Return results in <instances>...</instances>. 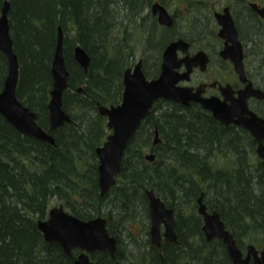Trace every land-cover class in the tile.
<instances>
[{
    "label": "trees",
    "instance_id": "trees-1",
    "mask_svg": "<svg viewBox=\"0 0 264 264\" xmlns=\"http://www.w3.org/2000/svg\"><path fill=\"white\" fill-rule=\"evenodd\" d=\"M154 1L163 5L169 2L11 0L10 34L19 62L16 93L19 100L37 113L38 124L53 135L55 144L18 132L0 114V264H73V256H67L58 243L45 241L36 225L37 219L46 216L53 198L80 218L106 216L107 228L117 238L116 256L111 258L105 251L94 252L91 257L95 264H115V261L118 264H161L160 251L150 243L147 228L143 229L146 237L141 243H137L138 237L133 238L130 251L124 254L119 248L118 232L123 229L122 225L128 220L131 224L133 218L136 221L135 216L139 214L141 221L148 219V188L174 209L175 230L179 231L181 220L195 228L191 231L196 238L179 231V244L162 245L165 264H231L221 240L207 241L203 236L201 217L196 212L200 194L208 209L220 214L240 248L245 243L264 246V234L260 232L264 230L261 162L258 160L254 168L246 163L242 148L247 145L250 150L247 157H251L254 150L242 130L223 126L209 111L198 106L187 113L179 111L178 104L173 102H168L164 108L154 106L126 147L116 185L105 196L99 194L95 147L109 130L105 118L98 113V105L120 101L123 72L133 64L136 52H141L145 75L154 77L159 72L163 46L183 35L176 33L175 24L172 28L159 26L150 12ZM171 1L174 14L179 6L185 7L192 18L191 28L197 34H211L212 28H207L204 21L201 25L195 24L197 12L209 8L205 0ZM230 6L244 45L262 34L260 30L264 27L260 23L250 27L249 36L243 34L239 15ZM245 7L249 19L257 22V15ZM58 26L64 32L63 55L69 71L62 107L74 122L49 130L50 66ZM139 33L144 34V38L136 39ZM76 40L90 49L86 73L77 64H70ZM136 40L142 44L141 48ZM93 43H96L95 48L91 47ZM262 50L264 52V47ZM148 51L154 53L153 61ZM6 71L7 62L0 52V90ZM79 85L83 86L81 91L77 90ZM259 114L264 117V111ZM155 123L159 125L163 141L152 146L148 136ZM238 132L246 139L242 143L236 138ZM180 134L186 140L179 147L176 142ZM146 147L155 152V159L150 163L143 157ZM216 151H222L217 157L220 154L226 158L234 156L233 164L224 168L209 163L206 155L216 154ZM226 189L239 201L232 196L225 198ZM235 202L239 204L237 208ZM114 216H118L116 222ZM75 253L76 250L73 255Z\"/></svg>",
    "mask_w": 264,
    "mask_h": 264
},
{
    "label": "water",
    "instance_id": "water-1",
    "mask_svg": "<svg viewBox=\"0 0 264 264\" xmlns=\"http://www.w3.org/2000/svg\"><path fill=\"white\" fill-rule=\"evenodd\" d=\"M250 6L264 16V8L258 7L256 3ZM153 15L160 24L172 25V16L159 2H154L150 8ZM9 3L4 2L0 10V51H2L8 63L7 74L3 87L0 90V114L18 132L35 139L55 144L53 135L37 122V113L19 100L16 89L18 84L19 62L13 49V41L9 26ZM218 24V35L224 39V47L220 54L223 58H229L241 81L246 80L243 66V47L238 38L237 29L232 18L229 6H224L221 11L214 12ZM63 33L58 28L57 46L51 66L52 87L49 90L48 124L49 130H55L71 118L62 107V97L67 88L68 70L65 67L63 55ZM189 43L183 38L170 41L162 52L160 73L157 77L148 79L142 70V60L128 67L123 73V93L121 102L117 105H99L98 112L106 116L107 128L111 132L106 136L102 147L96 149L98 159V186L99 194L104 196L115 183L121 168V159L125 147L135 130L141 124L152 102L158 98L172 100L181 104H188L194 100L211 112L213 117L224 123H235L243 126L258 141L257 155L264 167V118L252 111L247 106V98L256 96L262 98L264 92L259 88L251 87L248 83L239 90L237 98H230V103L216 96H201L202 87L193 91L192 87L177 85L180 80H187L193 66H200L204 70L208 61L207 54L198 50L190 55ZM184 53L178 58L177 51ZM74 58L86 73L90 64V56L81 45L73 48ZM184 62L185 71L179 73L177 68ZM81 91V87L77 88ZM223 92V91H222ZM224 93V92H223ZM157 137L155 142H157ZM153 159L154 154L147 155ZM149 210V238L152 245L157 248L161 246V229L167 239L176 241L174 231V209L168 207L164 201L157 196L153 189L146 190ZM197 211L201 216L203 225L201 227L207 240L214 237L221 238L226 244L228 254L233 264H247L250 256L254 264H264V248L257 251L252 245L247 247V255L242 257V252L236 246L232 234L225 228L223 220L216 211H208L203 202V195L197 198ZM107 219L103 216H95L87 220L80 219L64 210L63 205L53 207L49 210V218L45 221L39 220L37 228L47 242H56L63 252L71 256L72 250L77 248L79 253L75 255L73 264H95L90 254L94 251H106L111 258L115 257L116 238L110 234L106 226ZM259 252V254H258ZM161 264H165L161 257Z\"/></svg>",
    "mask_w": 264,
    "mask_h": 264
},
{
    "label": "rangeland",
    "instance_id": "rangeland-1",
    "mask_svg": "<svg viewBox=\"0 0 264 264\" xmlns=\"http://www.w3.org/2000/svg\"><path fill=\"white\" fill-rule=\"evenodd\" d=\"M242 1H248V0H239V2H236L235 0H205V4L209 5L208 9H204L200 12H197V17L195 20V24L199 23L200 25L202 24V22L204 21L205 25H207V28H212L211 34L209 36L200 33L197 34L191 27L192 26V18H189L188 16V12L185 9V7L183 6H177L178 3L174 2L175 5L178 7V10L176 11V14H174V18L176 21V25H175V31L177 34H183L185 36H189L190 40L192 42V49L193 50H197V49H205L207 51L210 52V56L212 59V64H213V68L210 66V69L212 68V71L215 69L216 64H219L220 67V71H218V74L215 75H223V73H227V69H228V65L224 62H220L219 56L217 54L218 51V46H219V41L216 38L215 34L217 27H216V22L215 19L213 18V10H220L223 6L225 5H232L233 8L235 9V11L238 13L239 15V21L242 23L243 25V34L245 33V35H247L246 32H248V26L249 24H251L252 21H249V17H248V11L245 9L246 7H243L242 5H240V3ZM250 1H257L259 2L263 7H264V0H249ZM214 6V7H212ZM208 7V6H207ZM173 9V7H172ZM232 9V8H231ZM170 10V9H169ZM170 12L173 13L172 10H170ZM153 16V15H152ZM259 17V16H258ZM260 24L264 25V21L260 22ZM139 30V29H138ZM214 32V33H213ZM139 38H144V34L139 33L138 35H136V39ZM134 41V40H133ZM137 44L140 45V48L142 47V44L139 43V40H136ZM145 51V50H144ZM152 51H148L147 54H152ZM250 52L248 51L247 53V60H246V69L248 71V73L252 76L253 80L256 81L257 84L261 85L264 88V66L261 67L257 64V61H259V56L254 55L252 56L251 54H249ZM141 52H137L136 53V57L134 62L140 58ZM154 54V53H153ZM151 57V61H153V55ZM264 59V58H262ZM224 67V68H222ZM225 73V76L228 77ZM258 107V106H257ZM259 108L264 109V103L260 104ZM242 149L245 150V156H246V163L247 164H252L251 167L255 164L256 162H258V158L255 156V154L253 153V156L251 157H247V154L250 153V150L248 149L247 145H245V148L243 147ZM243 151V150H242ZM152 151L149 150V148H144L143 149V154L145 153H150ZM219 156L218 153L213 155V160H211V162H213V166L215 167H228L230 166V164L232 165L233 162H231L232 156L228 157V159H225V155L221 154V157H217ZM216 157V158H215ZM254 168V167H252ZM253 171V170H252ZM206 204V203H205ZM54 205H58V201L53 198L52 201L50 202V206H54ZM139 214V211H138ZM104 216V215H102ZM138 216V215H137ZM136 218V221L133 218V222L131 224L130 221L128 220L124 223L123 229H120V232H118V237H119V248L121 249V252H123L124 254L126 253L127 250H131L134 242L132 241L133 238H137L135 240H138L137 243H141V241L145 238L144 236V228L149 229V220L148 219H143L142 221L139 219V216ZM106 218V216H105ZM107 219V218H106ZM116 222V220H114ZM131 226V227H130ZM142 230V233H140V231ZM116 238V236H115ZM141 240V241H140ZM116 247H117V238H116ZM128 252V251H127Z\"/></svg>",
    "mask_w": 264,
    "mask_h": 264
},
{
    "label": "flooded vegetation",
    "instance_id": "flooded-vegetation-1",
    "mask_svg": "<svg viewBox=\"0 0 264 264\" xmlns=\"http://www.w3.org/2000/svg\"><path fill=\"white\" fill-rule=\"evenodd\" d=\"M250 3H256L257 5H258V7H260V6H262L259 2H257V1H253V2H249V0L248 1H246L244 4L243 3H240V5H242L243 7H245V6H248V8H250L251 6H250ZM165 6V5H164ZM166 7V6H165ZM214 7V6H213ZM263 7V6H262ZM252 8V7H251ZM250 8V9H251ZM214 11L215 10H213L212 12H213V16H214ZM230 11H231V13H232V9H231V6H230ZM252 11L257 15L256 17H257V23H259V21L260 22H262V21H264V16H260L259 15V13H257L253 8H252ZM170 12V11H169ZM171 13V15H172V17H173V23H172V25H170V26H165V25H162V24H160L159 22H158V24H159V26H161V27H163V28H172L173 27V25L175 24L176 25V21H175V18H174V13H172V12H170ZM151 14H152V12H151ZM153 15V14H152ZM154 16V15H153ZM232 16H233V14H232ZM259 16V17H258ZM215 18V17H214ZM234 19V18H233ZM216 20V19H215ZM216 27H217V29L219 28V24L217 23V21H216ZM175 25H174V29H175ZM237 34H238V31H237ZM215 36H216V38L218 39V41H219V46L217 47L218 48V51H217V54H218V56H219V59L218 60H220V62H224V63H226L229 67H228V69H227V73H226V75L228 76V77H226L225 76V73H223L222 72V74L223 75H215V74H218V71H220V67H219V64H216V66H215V69L212 71V68H213V64H212V59H211V56H210V52L209 51H207V50H205V49H203L204 51H205V53L207 54V58H208V61H207V63H206V67H205V69L204 70H201L200 69V66H193L192 68H191V71H190V73H189V78L187 79V80H180V81H178V83H177V85H179V86H189V87H192V89H193V91H196V89L198 88V87H202V92H201V96H203V97H211V96H216V97H219L220 99H225V97H226V102L227 103H230V99H229V97L230 98H232V97H234V98H237L238 97V92H239V90H241V89H243L248 83H250L251 84V87H253V88H259V89H261L263 92H264V88L261 86V85H259V84H257L256 83V81H254L253 80V78H252V76L248 73V71H247V69H246V60H247V53H248V51H247V48H246V46L244 45V43H243V40L239 37V39L241 40V44H242V47H243V66H244V72H245V76H246V80L245 81H241L240 79H239V76H238V74H237V72L235 71V69H234V65H233V63H232V61L229 59V58H223L222 56H221V54H220V51H221V49L224 47V39L223 38H221L220 36H218V34H217V30H216V33H215ZM258 36V35H257ZM257 36H256V38H257ZM178 37H183V38H185L187 41H188V43H189V47H188V52H189V54L190 55H192L193 53H195V52H197L198 50H200V49H197V50H193L192 49V42H191V40H190V37L189 36H185V35H182V36H177V37H175V38H172V39H170L164 46H163V48H162V50H161V58H162V52H163V50H164V48L166 47V45L170 42V41H172V40H175V39H177ZM177 55H178V58H181V57H183L184 56V53H182V52H180V50H178L177 51ZM209 65H211V69H210V66ZM160 66H161V60H160ZM160 66H159V72H158V74L160 73ZM142 67H143V62H142ZM222 68H224V67H222ZM185 69H186V67H185V64H184V62H182L181 64H180V66L177 68V71L179 72V73H182L183 71H185ZM142 70H143V68H142ZM157 74V75H158ZM156 75V76H157ZM156 76H154V77H156ZM147 77V76H146ZM148 79H150V78H153V77H147ZM123 88H124V86H123V81H122V91H121V96H122V93H123ZM224 93H223V92ZM164 99H160L159 100V103H160V105L161 106H163V104H165V102H166V100L165 101H163ZM263 100H259V99H256V97L255 96H249L248 98H247V102H248V108L249 109H251L252 111H254L255 113H257L259 116H261L260 114H259V112L257 111V108L256 107H254V104L255 105H257V103H261ZM121 102V99H120V101L117 103V104H119ZM177 103V102H176ZM117 104H109V105H106V106H110V105H117ZM178 105H181L180 103H177ZM191 104H194L195 106H198V107H202L201 106V104L199 103V102H197V101H194V100H191L190 101V105ZM209 111V110H208ZM210 112V111H209ZM211 113V112H210ZM264 118V117H263ZM145 119H143L142 121H141V124L143 123V121H144ZM219 123H221L223 126H229V127H232V126H235L238 130H242L247 136H248V138L250 139V141H251V143H252V146H253V150H254V154H255V156L257 157V151H256V149H257V145H258V141L248 132V130L247 129H245L243 126H241V125H237V124H235V123H228V124H224V123H222V122H220V121H218ZM141 124L138 126V128L141 126ZM130 141V140H129ZM128 141V142H129ZM262 142L264 143V139L262 140ZM253 153L252 154H250L251 156H253ZM234 158V156H232V159ZM258 158V157H257ZM225 159H228V158H226V156H225ZM231 159V160H232ZM258 160L261 162V160L258 158ZM229 167V166H228ZM228 167H224V168H228ZM261 167H262V169H263V171H264V167H263V165H262V162H261ZM121 170V169H120ZM120 172V171H119ZM118 176V175H117ZM260 189L261 188H252V190H254V191H260ZM108 193V192H107ZM106 193V194H107ZM105 196V195H104ZM207 206V205H206ZM169 207V206H168ZM207 210L208 211H212V210H209L208 209V207H207ZM175 213V212H174ZM201 217V216H200ZM221 217V216H220ZM222 219V218H221ZM148 220H149V212H148ZM201 220H202V218H201ZM223 220V219H222ZM149 223H150V221H149ZM148 232H149V229H148ZM149 241H150V239H149ZM151 243V242H150ZM76 250V252H79V250L77 249V248H75V249H73V251L72 252H74ZM63 251V250H62ZM94 252H99V251H94ZM94 252H92L91 254H90V257H91V255L94 253ZM68 256V255H67ZM71 256H73V259H74V255H71ZM70 256V257H71ZM115 256H116V251H115ZM161 257H163V255H161L160 254V261H161ZM115 258V257H114ZM91 259H92V257H91ZM163 259H164V257H163ZM93 260V259H92ZM95 262V261H94ZM115 264H118V262L117 261H115Z\"/></svg>",
    "mask_w": 264,
    "mask_h": 264
},
{
    "label": "bare ground",
    "instance_id": "bare-ground-1",
    "mask_svg": "<svg viewBox=\"0 0 264 264\" xmlns=\"http://www.w3.org/2000/svg\"><path fill=\"white\" fill-rule=\"evenodd\" d=\"M168 1H169V2H168V5H165V6H166V8H167L168 10L170 9V10L173 11V9H172V4H171L172 1H171V0H168ZM4 2H8V3H9V9H10V7H11V0H1V2H0V10H1V8H2ZM170 10H169V11H170ZM173 13H174V11H173ZM249 21H252V22H251V24H249V26H248V31L250 30V27H252L253 25H255V24L258 25V23L256 22V20L250 19ZM134 25L139 26L138 24H134ZM261 27H264V25H262ZM58 28L61 29V31H62V33H63V37H64V32H63L61 26H58ZM58 28H57V36H58ZM260 32H261L262 34L259 33L256 39H254V40L251 41V42L249 41L245 46H246V48H247V51L250 52L249 54H251L252 56L257 55V56H259V58H264V52H263V50H262V48L264 47V28H261ZM10 35H11V34H10ZM249 35H250V33L247 32V36H249ZM76 45H81V44L76 40V41L73 43L72 48H74ZM56 46H57V39H56V43H55V49H56ZM81 46H82V45H81ZM82 47H83V46H82ZM91 47H92V48H95V47H96V43H93ZM83 48H84V47H83ZM13 49H14V46H13ZM55 49H54V52H55ZM84 49H85V48H84ZM85 51L87 52L88 55L90 54V49H89V50L85 49ZM88 51H89V52H88ZM0 52L5 56V54H4L2 51H0ZM14 52H15V50H14ZM54 52H53V54H52L51 66H52V63H53ZM15 53H16V52H15ZM136 53H137V52H136ZM16 55H17V53H16ZM62 55H63V46H62ZM89 56H90V55H89ZM17 57H18V56H17ZM135 57H136V54L133 56V60H135ZM139 57H140V56H139ZM72 58H73V59H72ZM72 58L70 59V64H71L72 66H75V64H77V65L83 70V68L80 66L79 63H77L76 59L74 58V53H73V52H72ZM5 59H6V62H7V58H6V56H5ZM63 60H64V64H65V67H66V63H65L64 55H63ZM257 64H258L259 66L263 67V66H264V59H259V61H257ZM51 66H50V74H51ZM66 68H67V67H66ZM7 69H8V63H7ZM68 72H69V71H68ZM6 73H7V71H6ZM68 76H69V74H68ZM51 78H52V75H51ZM67 84H68V83H67ZM17 85H18V84H17ZM67 87H68V85H67ZM78 87H81V89H82L83 86H82V85H79ZM255 97H256V96H255ZM121 99H122V96H121ZM256 99L263 100L260 104L264 103V96H263L262 98H258V97H256ZM260 104H259V103H257V105L254 104V107L257 108V111H258V112H263L264 109L259 108ZM159 105H160L159 100H158V99L154 100V101L152 102V105H151L150 108L148 109L149 112L147 113V115H145V117H143V119H146V118L150 115L151 110L154 108V106H159ZM247 106H248V102H247ZM257 106H258V107H257ZM195 107H196V106H195L194 104H191V105H190V101H189L188 104H181V105H177V106H176V108H178L179 111H181V112L184 111V112H186V113L189 112V111L194 110ZM69 116H70V118H71V121H70V122H66V123H72V122H74L72 116H71V115H69ZM139 129H140V127L137 128V129L135 130V132L133 133V135H132V136L130 137V139H129L130 141H132V140L135 138V136L137 135V132H138ZM142 133H143V131H142ZM197 134H199V133H196V135H197ZM92 137H93V136H92ZM156 137H157V140H158L157 142H155V138H156ZM236 138L238 139V141H239L240 143H242V142H244V141L246 140V139L244 138V136H243L240 132H238V133L236 134ZM99 139H100V137L97 138V139H95L96 142H98ZM198 139H200V136H198ZM105 140H106V136H104V137L101 139L100 143L95 147V153H96V149H98V148H100V147L103 146ZM185 140H186L185 136H184L183 134H180V135L178 136V141L176 142V145H178V146L180 147L183 143H185ZM247 140L250 141L249 138H247ZM130 141H129V142H130ZM162 141H163V139H162L161 133H160V131H159V125H158V123H155V124L151 127V130H150V133H149V136H148V142H149L152 146H157V145L160 144ZM225 141H226V140H225ZM129 142H128V143H129ZM128 143H127V145H128ZM214 153H215V152H214ZM214 153H212V154H207V155H206V160H209V163H211V160L214 159V158H213V154H214ZM216 153H222V151H216ZM223 153H224V152H223ZM147 155H150V153H146V154L144 153V154H143V157H144L145 161H146V162H149V163L152 162L153 159L147 158ZM220 155H221V154H220ZM220 157H221V156H220ZM117 181H118V176L115 178V183H114L111 187H113L114 185H116ZM98 188H99V186H98ZM223 194L226 196L225 198H230V197L232 196V197L235 198L237 201H239V200L235 197V195H234L232 192L228 191L227 189H226L225 191H223ZM51 201H52V200H51ZM59 205H61V204L58 203V205H54V206H50V204H49V208H48V212H47L46 216H45L44 218L37 219V221H36V225H37V222H38L39 220H41V221H45V220H47V219L49 218V210H50L51 208H53V207H58ZM234 205H235L236 208L239 206L238 202H235ZM63 207H64V210H65L66 212H68L69 214H72V215L76 216L75 214H73L72 212H70L69 209L65 208L64 205H63ZM196 212H197V214H198L197 207H196ZM99 215H101V214H99ZM96 216H97V215H96ZM76 217H78V216H76ZM78 218H80V217H78ZM90 218H91V217H90ZM90 218H80V219L87 220V219H90ZM113 218H115V220H117L118 216H114ZM223 223H224V225H225V222H224V221H223ZM175 225H176V220H174V231H175L176 241H172V240L167 239L166 236L163 234L164 232H163V227H162V229H161V246H160V248H157V247H156L159 251H162V250H161V247H162L163 244H179V243H180V239H179V231H181L184 235L186 234L187 236H188V235L190 236V234H191L192 237H195V238H196V236H195V232L191 231V230H195V228L190 227L186 221H182V220H181V221L178 222L179 231L175 230ZM202 225H203V221L201 220V227H202ZM225 228L227 229L226 225H225ZM227 230H228V229H227ZM190 231H191V232H190ZM201 231H202V230H201ZM228 231H229V230H228ZM229 232H230V231H229ZM260 232H261L262 234H264V230H263V231H260ZM188 233H189V234H188ZM202 233H203L204 238L207 240V238H206V236H205V234H204L203 231H202ZM230 233H231V232H230ZM231 234H232V233H231ZM144 236L146 237V234H144ZM232 236H233V234H232ZM148 237H149V234H148ZM192 237H191V238H192ZM214 239L221 240L222 244H223L224 247H225L226 253H227V255H228L229 259H230V262H231V264H233V263H232V260H231V258H230V256H229V254H228V250H227L226 244L223 243V241H222L221 238L214 237V238H212V239H210V240H207V241H211V240H214ZM233 239L235 240L234 236H233ZM235 243H236V246L239 248V250L242 252V257H243V258H245L246 255H247V247H248L249 245H252L257 251H261V250L264 248V246L259 247V246H256V245L253 244V243H245L244 247L240 248V247L237 245L236 240H235ZM258 254H259V252H258ZM247 264H254V261H253V257H252V256H250V259H249V261H248Z\"/></svg>",
    "mask_w": 264,
    "mask_h": 264
}]
</instances>
